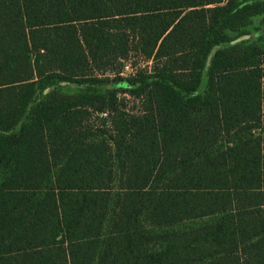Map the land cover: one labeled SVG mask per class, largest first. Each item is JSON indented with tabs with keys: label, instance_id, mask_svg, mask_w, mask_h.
<instances>
[{
	"label": "trees",
	"instance_id": "1",
	"mask_svg": "<svg viewBox=\"0 0 264 264\" xmlns=\"http://www.w3.org/2000/svg\"><path fill=\"white\" fill-rule=\"evenodd\" d=\"M260 15L0 0V264H264Z\"/></svg>",
	"mask_w": 264,
	"mask_h": 264
},
{
	"label": "rangeland",
	"instance_id": "2",
	"mask_svg": "<svg viewBox=\"0 0 264 264\" xmlns=\"http://www.w3.org/2000/svg\"><path fill=\"white\" fill-rule=\"evenodd\" d=\"M247 34L244 36L237 37L236 43L238 42H245V43H257L264 47V15L257 16L251 20L250 26L246 29ZM134 54V53H133ZM133 65H139L142 68L146 67V63L142 60H135ZM124 74L128 75L129 73L124 71ZM206 79H205V73L203 72L202 78H201V84L199 89L197 90V94H202L204 91ZM115 86L114 83H110L105 85V88H112ZM59 88L61 91L66 92V93H75L77 92L80 88L75 85V84H70V83H61L59 85ZM42 96L41 93L37 95V98H40ZM130 101V100H129ZM130 106V103H129ZM139 107V104L137 105L136 103L131 104L130 108L131 109H137Z\"/></svg>",
	"mask_w": 264,
	"mask_h": 264
}]
</instances>
